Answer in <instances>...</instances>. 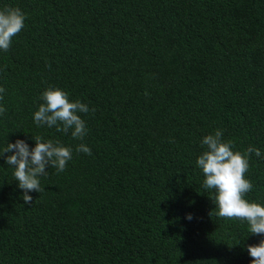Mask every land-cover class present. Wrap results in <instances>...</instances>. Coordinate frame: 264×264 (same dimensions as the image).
I'll return each mask as SVG.
<instances>
[{"label":"trees","instance_id":"16d2710c","mask_svg":"<svg viewBox=\"0 0 264 264\" xmlns=\"http://www.w3.org/2000/svg\"><path fill=\"white\" fill-rule=\"evenodd\" d=\"M5 7L25 21L0 50V149L40 136L72 158L63 172L48 166L27 205L0 156V264H251L246 246L264 237L217 215L196 159L216 130L234 151L258 148L245 199L264 205V0ZM49 86L88 105L83 140L35 123Z\"/></svg>","mask_w":264,"mask_h":264},{"label":"clouds","instance_id":"9594fccd","mask_svg":"<svg viewBox=\"0 0 264 264\" xmlns=\"http://www.w3.org/2000/svg\"><path fill=\"white\" fill-rule=\"evenodd\" d=\"M24 21L25 14L18 7H5L0 10V50L9 49L12 38L23 29ZM4 92L5 89L0 87V100H3ZM41 99L43 103L33 117L38 126H55L58 132L65 134L71 130L74 139L83 140L87 128L78 113H88V105L80 100L69 99L66 91L52 86L43 91ZM5 112L6 108L0 105V115ZM33 139L35 146L32 148H29L25 140L17 139L0 149V156L9 153L5 157L6 163L13 166V175L18 181V187L23 190V201L27 205L33 201L29 192L43 191L38 177L48 174V166L55 168L57 172H63L72 158V149L59 140H44L40 136ZM201 143L206 147L197 157L196 165L204 174L203 187L214 190V195L210 198L218 209L217 215L246 221L249 233L264 237V205L245 199V194L253 187L245 178L249 168L248 157L253 152L260 156V150L250 146L245 153L234 151L232 142L222 139L221 130L205 135ZM76 151L92 154L91 149L84 143L79 144ZM187 219H192L191 214H188ZM246 247L252 257L251 264H264V238Z\"/></svg>","mask_w":264,"mask_h":264}]
</instances>
